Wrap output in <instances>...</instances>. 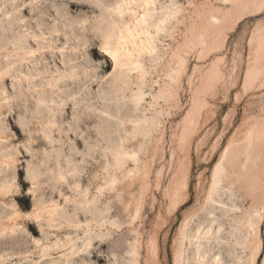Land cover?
Wrapping results in <instances>:
<instances>
[{
  "label": "rangeland",
  "instance_id": "rangeland-1",
  "mask_svg": "<svg viewBox=\"0 0 264 264\" xmlns=\"http://www.w3.org/2000/svg\"><path fill=\"white\" fill-rule=\"evenodd\" d=\"M92 2L0 0V264H251L262 0H155L140 69L100 50Z\"/></svg>",
  "mask_w": 264,
  "mask_h": 264
},
{
  "label": "snow or ice",
  "instance_id": "snow-or-ice-1",
  "mask_svg": "<svg viewBox=\"0 0 264 264\" xmlns=\"http://www.w3.org/2000/svg\"><path fill=\"white\" fill-rule=\"evenodd\" d=\"M59 6L72 9L77 7L70 0H62ZM91 7L112 14L108 27L101 30L103 46L100 50L110 56L118 67L127 65L132 69H140L142 65L139 57L154 54L153 44L142 37H152L153 29L159 35L161 25L167 23L163 17L158 19L152 13L151 10L157 7L155 0H118L116 3L93 0ZM261 11L264 13V7ZM138 48L139 52L136 51ZM122 50L126 55H121ZM133 99L137 97L133 96ZM251 264H264V239L261 240L258 250L253 251Z\"/></svg>",
  "mask_w": 264,
  "mask_h": 264
},
{
  "label": "bare ground",
  "instance_id": "bare-ground-1",
  "mask_svg": "<svg viewBox=\"0 0 264 264\" xmlns=\"http://www.w3.org/2000/svg\"><path fill=\"white\" fill-rule=\"evenodd\" d=\"M145 11H148V10L145 9ZM142 14H143V13H142ZM142 38H143L145 41H149V42H151V37H147V36H146V37H142ZM136 51L139 52L140 49L138 48V49H136ZM121 55H126V52L122 50ZM121 68H123V67H121ZM186 154H187V153H186ZM224 155H225V154H224ZM221 159H222V156L219 158L218 162H217L216 165L214 166V169H213V171H212V177L215 176L217 172H219V169H220V166H221ZM214 183H216V181H215ZM214 183H213V184H214ZM186 189H187V183H184V185H183V190L186 191ZM174 192H175V191H174ZM206 199H210V194L207 195ZM216 260L218 261V259H216Z\"/></svg>",
  "mask_w": 264,
  "mask_h": 264
}]
</instances>
